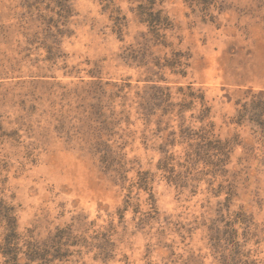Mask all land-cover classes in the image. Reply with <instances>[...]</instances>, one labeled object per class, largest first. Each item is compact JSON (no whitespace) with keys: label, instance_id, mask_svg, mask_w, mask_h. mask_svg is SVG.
Listing matches in <instances>:
<instances>
[{"label":"rangeland","instance_id":"rangeland-1","mask_svg":"<svg viewBox=\"0 0 264 264\" xmlns=\"http://www.w3.org/2000/svg\"><path fill=\"white\" fill-rule=\"evenodd\" d=\"M13 230L23 263L264 264V0H0Z\"/></svg>","mask_w":264,"mask_h":264},{"label":"trees","instance_id":"trees-1","mask_svg":"<svg viewBox=\"0 0 264 264\" xmlns=\"http://www.w3.org/2000/svg\"><path fill=\"white\" fill-rule=\"evenodd\" d=\"M16 233L13 230L11 234L7 236L4 243H0V257L3 258L2 264H35L37 257H40L44 254H41L42 248H33L28 249L25 253L26 262H22V257H20L21 251L19 247L14 243V237ZM56 252V251H55ZM59 255V254H58ZM60 256H64L60 254ZM45 259L41 257L40 260Z\"/></svg>","mask_w":264,"mask_h":264}]
</instances>
